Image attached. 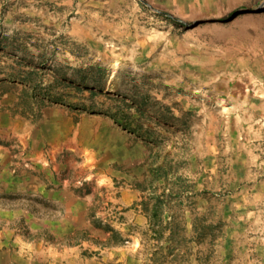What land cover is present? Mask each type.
I'll return each instance as SVG.
<instances>
[{"label": "rangeland", "instance_id": "1", "mask_svg": "<svg viewBox=\"0 0 264 264\" xmlns=\"http://www.w3.org/2000/svg\"><path fill=\"white\" fill-rule=\"evenodd\" d=\"M0 264H264V0H0Z\"/></svg>", "mask_w": 264, "mask_h": 264}, {"label": "crops", "instance_id": "2", "mask_svg": "<svg viewBox=\"0 0 264 264\" xmlns=\"http://www.w3.org/2000/svg\"><path fill=\"white\" fill-rule=\"evenodd\" d=\"M6 149L0 148V186L8 184L9 166Z\"/></svg>", "mask_w": 264, "mask_h": 264}]
</instances>
